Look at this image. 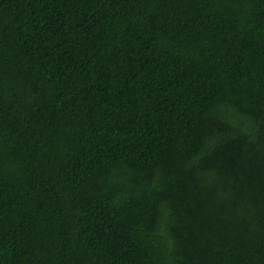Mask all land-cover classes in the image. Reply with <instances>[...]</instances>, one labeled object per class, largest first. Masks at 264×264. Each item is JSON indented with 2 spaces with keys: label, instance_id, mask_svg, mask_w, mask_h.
<instances>
[{
  "label": "trees",
  "instance_id": "trees-1",
  "mask_svg": "<svg viewBox=\"0 0 264 264\" xmlns=\"http://www.w3.org/2000/svg\"><path fill=\"white\" fill-rule=\"evenodd\" d=\"M0 264H264V0H0Z\"/></svg>",
  "mask_w": 264,
  "mask_h": 264
}]
</instances>
